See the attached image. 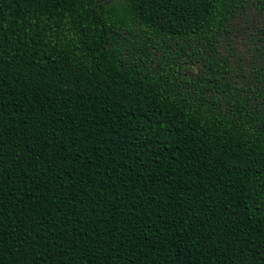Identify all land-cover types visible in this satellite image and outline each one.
Here are the masks:
<instances>
[{
	"label": "trees",
	"instance_id": "trees-1",
	"mask_svg": "<svg viewBox=\"0 0 264 264\" xmlns=\"http://www.w3.org/2000/svg\"><path fill=\"white\" fill-rule=\"evenodd\" d=\"M0 264H264V0H0Z\"/></svg>",
	"mask_w": 264,
	"mask_h": 264
}]
</instances>
